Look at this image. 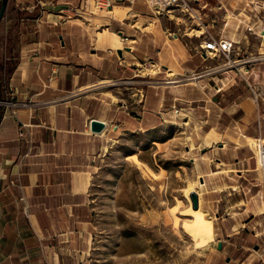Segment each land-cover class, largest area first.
Returning a JSON list of instances; mask_svg holds the SVG:
<instances>
[{"label":"crops","instance_id":"1","mask_svg":"<svg viewBox=\"0 0 264 264\" xmlns=\"http://www.w3.org/2000/svg\"><path fill=\"white\" fill-rule=\"evenodd\" d=\"M193 6L153 15L145 0L7 1L0 58L15 66L0 100V264H84L104 142L167 125L183 134L224 264H264L250 143L264 138V0ZM209 36L232 44L233 65L205 56Z\"/></svg>","mask_w":264,"mask_h":264},{"label":"rangeland","instance_id":"2","mask_svg":"<svg viewBox=\"0 0 264 264\" xmlns=\"http://www.w3.org/2000/svg\"><path fill=\"white\" fill-rule=\"evenodd\" d=\"M111 135L92 164L84 264H224L214 236L197 244L185 227L191 216L182 210L191 202L184 188L199 180L179 126Z\"/></svg>","mask_w":264,"mask_h":264},{"label":"built area","instance_id":"3","mask_svg":"<svg viewBox=\"0 0 264 264\" xmlns=\"http://www.w3.org/2000/svg\"><path fill=\"white\" fill-rule=\"evenodd\" d=\"M196 0H145L149 7L150 12L153 15H160L162 13L168 12L172 9H179L188 15H192L194 6L193 3ZM100 6L101 4L98 3ZM102 7V6H101ZM233 46L225 39L216 38L213 36L207 37L202 44H200V49L203 51L206 57H218L223 56L226 60L224 65H233L229 60L228 55L231 52ZM249 67H245V72H248ZM149 83V81H148ZM3 102V101H2ZM6 104L10 101H4ZM13 104V103H10ZM175 113H179V109L172 107ZM23 132L21 127L18 129V135L22 136ZM253 154L256 162V167L261 180L264 182V138L257 137L253 141Z\"/></svg>","mask_w":264,"mask_h":264},{"label":"bare ground","instance_id":"4","mask_svg":"<svg viewBox=\"0 0 264 264\" xmlns=\"http://www.w3.org/2000/svg\"><path fill=\"white\" fill-rule=\"evenodd\" d=\"M191 190H195L197 192V187L194 182H189L187 186H185V195H188ZM182 212L183 215L191 216V219H189V222L185 224V227L187 228V231L191 234V236L195 239V242L197 244H203L206 241L212 239L213 233L211 221L204 216L203 211L200 209V207L192 209L188 204L187 207L182 210Z\"/></svg>","mask_w":264,"mask_h":264},{"label":"water","instance_id":"5","mask_svg":"<svg viewBox=\"0 0 264 264\" xmlns=\"http://www.w3.org/2000/svg\"><path fill=\"white\" fill-rule=\"evenodd\" d=\"M7 1L8 0H0V20L6 10ZM117 53H120V50H117ZM89 127H90L91 132L100 133L104 129L105 123L101 120L92 118L89 122ZM188 196L190 198L191 208L192 209L198 208L199 207L198 193L195 190H191ZM220 247H221V242L218 241L217 248H220Z\"/></svg>","mask_w":264,"mask_h":264},{"label":"trees","instance_id":"6","mask_svg":"<svg viewBox=\"0 0 264 264\" xmlns=\"http://www.w3.org/2000/svg\"><path fill=\"white\" fill-rule=\"evenodd\" d=\"M14 66H15V61L12 60L11 58H9L5 62L0 58V100L4 99L7 78L10 75ZM2 111H3V107L0 105V117H1Z\"/></svg>","mask_w":264,"mask_h":264}]
</instances>
